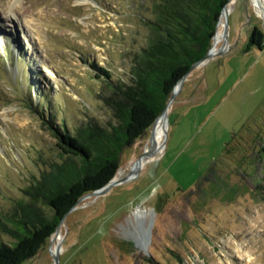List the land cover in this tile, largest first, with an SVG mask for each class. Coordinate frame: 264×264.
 <instances>
[{"label": "rangeland", "instance_id": "1", "mask_svg": "<svg viewBox=\"0 0 264 264\" xmlns=\"http://www.w3.org/2000/svg\"><path fill=\"white\" fill-rule=\"evenodd\" d=\"M159 3L0 0L1 222L29 206L52 215L25 192L66 158L50 124L118 123L107 84L131 82ZM223 11L216 53L176 84L163 129L120 153L114 180L128 178L79 200L22 264H264V0ZM14 241L0 224V242Z\"/></svg>", "mask_w": 264, "mask_h": 264}, {"label": "trees", "instance_id": "2", "mask_svg": "<svg viewBox=\"0 0 264 264\" xmlns=\"http://www.w3.org/2000/svg\"><path fill=\"white\" fill-rule=\"evenodd\" d=\"M227 1L160 0L152 22L157 37L140 54L131 82L124 86L107 84L118 96L114 106L118 123L108 128L89 122L74 132L65 123L50 124L62 157L66 158L53 163L25 192L31 204L35 200L46 203L52 215L45 217L29 206L21 208L16 219H8L9 225V221L0 220L3 230L15 238L13 243L0 242V264H22L35 256L82 195L115 177L122 150L153 124L173 87L207 52ZM259 35L254 27L250 41L261 47ZM93 66L110 77L108 70Z\"/></svg>", "mask_w": 264, "mask_h": 264}, {"label": "water", "instance_id": "3", "mask_svg": "<svg viewBox=\"0 0 264 264\" xmlns=\"http://www.w3.org/2000/svg\"><path fill=\"white\" fill-rule=\"evenodd\" d=\"M225 8H226V4L223 5V7H222V9H221V13H220V15L222 14V12H223V10H224ZM219 17H220V16H219ZM227 20H228V19H227V17H226V18H225V21H224V26H223V33H224V36L226 37V40H227V23H228ZM218 22H219V21H218ZM218 22H217V25H218ZM213 36H214V35H213ZM211 50H212V46H211L210 49L204 54L203 57H201L199 60H197L196 62H194V63L190 66L188 72H189L193 67H195V66L199 65L201 62H203L207 57H209V56H211V55H214V54L216 53V52H212ZM220 52H223V49H219L217 53H220ZM188 72H187V73H188ZM187 73H186V75H187ZM186 75H184V76L180 79V81H179L180 84L178 83L180 86H181V81H182V79H184ZM178 84H177V85H178ZM177 87H178V89H179V86H176V85L174 86V88H173V90H172V93H171V95H170V98H169L168 102L166 103V105H165L163 111H162V112L156 117V119H157L158 117L162 116V117L164 118L165 124H166V120L168 119V116H167L166 110H167V107H168L169 103L172 101V99L174 98V96H175V94H176V92H177ZM156 119H155V121H156ZM155 121L153 122V125H154ZM147 154H149V152H146V155H147ZM140 159H141V158H140ZM140 159L137 160V163L140 162ZM127 178H128V177H126L125 179H115V180H114V178H113V179L109 180V181H108L105 185H103L101 188H98V189H96V190H94V191H91V192H88V193L86 192V194L82 195V196L78 199V201L81 200L82 198H84L86 195L103 193V192L107 191L110 187H112L113 185H116V184H118V183H120V182L126 180ZM78 201H77V202H78ZM76 204H77V203H76ZM76 204H75V205H76ZM75 205H74V206L72 205V207L68 210V212H69L72 208H74ZM68 212H67V213H68ZM67 213H66V214H67ZM66 214H65V215H66ZM65 215L62 217V219L60 220V222H58V225H57L56 230H55L54 233H57V232L59 231V226H60L62 220L64 219ZM52 257H53V264H58V262H59V260L57 259V258H58V255H53V254H52Z\"/></svg>", "mask_w": 264, "mask_h": 264}, {"label": "bare ground", "instance_id": "4", "mask_svg": "<svg viewBox=\"0 0 264 264\" xmlns=\"http://www.w3.org/2000/svg\"><path fill=\"white\" fill-rule=\"evenodd\" d=\"M221 15H224V11L222 12V14ZM168 108V107H167ZM162 122H163V117L162 116H160V117H158L157 119H156V121H155V123H154V126L156 125V128H155V133H157L158 131H160V130H162L163 129V127H161L162 125ZM153 139H154V136H153ZM153 150V141H152V144H151V147H150V151H149V153L151 152ZM147 155H149V154H147ZM146 155V156H147ZM141 161V160H140Z\"/></svg>", "mask_w": 264, "mask_h": 264}]
</instances>
